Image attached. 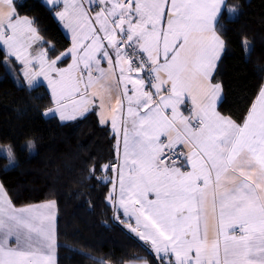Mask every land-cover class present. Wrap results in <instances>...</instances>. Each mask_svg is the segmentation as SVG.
<instances>
[{
	"label": "snow or ice",
	"instance_id": "6c2138e0",
	"mask_svg": "<svg viewBox=\"0 0 264 264\" xmlns=\"http://www.w3.org/2000/svg\"><path fill=\"white\" fill-rule=\"evenodd\" d=\"M2 2L9 11L0 12V41L9 55L24 60L21 32L40 38L31 21L17 18L13 22L16 13L12 0ZM47 2L56 4V0ZM221 2L101 0V10L91 18L81 0H64V10L55 15L71 29L72 47L50 62L47 54L41 53L40 71L35 74L49 81L60 118L65 120L88 111L91 102L85 96L93 83V66L100 79L119 68L118 83L124 85L121 95L127 99L131 118V128L123 129L124 166L128 171L118 170L119 205L125 216L135 217L137 227H127L150 241L160 259L161 253L175 256L168 264H264V90L242 126L216 111L221 85L211 81L224 47L215 28ZM21 25L27 27L22 29ZM128 49L138 67L133 68ZM67 55L72 56L73 64L67 69L55 68ZM102 61L108 63L109 70L100 67ZM81 65L88 82L84 84L85 96L76 100L73 97L81 95L83 82ZM146 65L155 74L156 83L151 84L155 94L168 92L159 100L144 90V79L133 78ZM50 72L58 78H50ZM164 85L169 87L163 89ZM185 94L195 105L189 117L178 108ZM64 100L70 102L71 113ZM116 104L122 109V99ZM112 112V126L117 129V109ZM101 122H105L103 118ZM182 143L190 146L189 153L173 151ZM28 148L34 144L29 142ZM7 156L10 162L16 159L11 148ZM181 156L183 160H179ZM186 166L190 170L182 171ZM209 200L214 215L217 206L219 209L212 238L205 215ZM10 205L6 200L5 206H0V264H55L53 203L42 206L47 214L41 207L16 210ZM141 225L144 231H139ZM10 237H15L17 246L11 245Z\"/></svg>",
	"mask_w": 264,
	"mask_h": 264
},
{
	"label": "trees",
	"instance_id": "16d2710c",
	"mask_svg": "<svg viewBox=\"0 0 264 264\" xmlns=\"http://www.w3.org/2000/svg\"><path fill=\"white\" fill-rule=\"evenodd\" d=\"M15 5L34 20L50 58L70 46L42 0ZM228 7L237 14L226 9L217 23L225 51L213 80L224 90L220 112L241 124L264 87V0H228ZM6 56L0 47V146L10 145L16 159L8 166L0 152V181L17 207L56 202L58 264H166L117 220L108 201L119 162L110 127L95 111L70 122L47 117L54 104L47 86L12 87L2 68Z\"/></svg>",
	"mask_w": 264,
	"mask_h": 264
},
{
	"label": "crops",
	"instance_id": "0c3cea01",
	"mask_svg": "<svg viewBox=\"0 0 264 264\" xmlns=\"http://www.w3.org/2000/svg\"><path fill=\"white\" fill-rule=\"evenodd\" d=\"M17 1L18 0H12V8L15 9V13H16V16L13 17V22L15 21L16 18H20L19 15H18V12H17L16 5H15V3ZM42 1L48 8H50L53 11L54 16L58 20L61 28L63 29V31L65 32V34L67 35V37L71 41L70 46L66 50H64L62 53L67 52V50L72 47V31H71V29H69L68 27L65 26L66 21L60 20L55 15V13L61 12V11L64 10V8H65L64 0H56V4L55 5H52V4L48 3L47 0H42ZM81 2L83 4L84 9L88 11L89 16L91 18H94L95 14L97 12H99L101 10V7H102L101 0H81ZM69 3H71V0H69ZM226 9H229V12H230L231 16H233V17L236 16L237 8L228 7V0H222V2H221V12H220V14H218L217 19L215 21V28H216L217 23L219 22L222 14L225 12ZM7 11H9L8 7L5 4H3L2 1H0V12H7ZM32 21L34 23L33 19H32ZM95 27L98 28L99 25H95ZM216 31H217V29H216ZM217 34H218V31H217ZM218 35L220 36V34H218ZM220 37H222V36H220ZM20 42L23 44L24 48L28 47L26 42H25V40L22 39V40H20ZM223 42H224V39H223ZM43 43H44L43 41L42 42L40 41L38 44H39V46L43 47V45H44ZM43 49L46 51L45 53L47 54L46 55V57H47L48 56V51H47V49L45 47ZM224 51H225V42H224L223 50L221 52V58H222V56L224 54ZM112 55H113V58H115L114 53H112ZM48 58H49V61H52V60L56 59V58H50L49 56H48ZM221 58H220V60H221ZM13 59H15V60H13ZM13 59L12 60L15 62L16 66H12L10 64H5L4 65L2 63L3 72H4V74H5V72L8 74V75L6 74V77H7V80L10 82V85L12 87H17V88L23 87V86H27V87L33 88V87H35L37 85L44 84L45 86H47V88H48V90H49V92L51 94L53 103L55 104L56 103V98L54 100L53 92L50 89V84H48L49 83L48 80L44 81L39 76H38L39 79H34L33 76L30 73H27V74L24 75V73L22 72L21 66H19V64H18L19 60L16 59L15 57ZM220 60L217 63V67H218V64H219ZM71 64H73V58H72L71 55H67L66 57H64L63 59H61L60 61L57 62V64L55 65V68H57V69H67L69 67V65H71ZM100 67L105 69L106 71L109 70V65H108V63L106 61H102L101 64H100ZM216 70H217V68H216ZM216 70H215V72L213 74V78H214V75L216 73ZM81 71L83 72V82L81 83V95L74 96L73 99H76V100H79L81 98V96H85L84 84H86L88 82L87 72L83 70V66L82 65H81ZM92 71H93V78H92L93 79V83L86 89V96H85V98L91 102L89 104V106H88V111L87 112H85L83 115H77L75 119H65V120H62L60 118V112L58 110H55V111L53 110L52 111V110L48 109V110H46L45 115L47 113V117H58L63 122H70V121L77 120L79 118H83V117L87 116L88 114H90V113L95 111L97 113V116H98L100 122H101L102 118L105 121L103 123L101 122V124L105 125V126H109L110 129L112 130L113 134L116 137V144H117V142L120 141V147H121V149L123 151L124 150V148H123V129L126 126L129 129L131 128V118L128 117V114H127V107H128L127 99H126V97H122V95H121L122 92H123L124 85L122 83H118L119 68H116L114 73H109L103 79L99 78V73L96 71L95 66H93ZM50 73L53 74L52 72H50ZM126 74H127V72H126ZM73 75H75V73H73ZM133 78L134 79L135 78L144 79L141 73L133 74ZM164 78H166V77H164ZM30 79L33 81L31 84L28 83V81ZM211 82L213 84H217L216 82H214L213 79H212ZM153 83H156V81L154 80ZM168 87H169V85H164L163 89H167ZM128 88H129V90L131 89V85L130 84L128 85ZM144 90L153 93L154 100H159V96H163V95H167L168 94V92L166 90H162L159 95H156L155 94V89L152 88V87L148 88L146 84H145ZM262 90H264V87L262 88ZM130 94H131V91H129V95ZM117 99H122V103H123L122 109L120 108L119 105L116 104V100ZM223 99H224V90H223V87L221 86V99L218 101V103L216 105V111L221 116H223L225 118H230L236 124L242 126L243 123L240 124V123L236 122L234 119H232L231 117L225 116V115H223L220 112L219 105L223 101ZM182 100H183V103L178 106L180 113H182L184 117L192 116L193 113H194V110H195V105L193 104V101H192L191 97L188 96L187 94H185L182 97ZM257 101H258V98L255 101V103H257ZM63 103L66 104V105H69L67 111H68V113H71L72 112V108H71L70 102L68 100H64ZM56 105H57V103H56ZM101 105H103V107H101ZM112 109H117V112H116V125H117V129H119V132H117V129H113V126H112V115H113ZM49 111H51V112H49ZM141 111H144V110L141 109ZM166 113L169 116H171V110L170 109H167ZM191 126L192 127L196 126V121L195 120L191 121ZM173 137H175V133H173ZM162 141L165 144L167 143V140H166L165 137H162ZM175 146H181L186 151V153H189V151H190V146L189 145H186V144L182 143V144H177ZM119 163H120V161L118 162V165H119ZM117 166L115 167V169L117 168V170L114 173V175L117 174V171H118V167ZM119 168H120V165H119ZM189 170H190V168L187 167V166L182 168V171H189ZM118 174H119V171H118ZM112 183H113V181H112ZM0 185L3 186V193H0V206H5V201L7 200V201L11 202L10 206L13 209L19 210L21 208H28V207H33V208L41 207V211H43V212H45L47 214L48 210L42 208V206L47 205L49 203H53V208L51 209V214L54 216V220L52 222L53 235H54V246H53L52 251H53V255H54V259H55V264H58V256H57V253H58L57 252L58 209H57L56 202L55 201H47V202H42V203L33 204V205H29V206L17 207V206L14 205L12 199L10 198L7 190L5 189V187H4V185L2 184L1 181H0ZM150 198H153V197H150ZM218 212H219V209H218V206H217V212H216L215 215L213 214L212 206H211V200H209V202H208V204L206 206V209H205V215L207 216V220H208L209 237L210 238H212L215 235V232H216L217 221H218ZM119 213L121 214L122 217L124 216V214L122 213V210H119ZM45 222L47 223V221H45ZM201 227L203 228V221H201ZM141 229H142V227L141 228L139 227V231H142ZM236 234L237 235L239 234L238 230H237ZM136 236L139 239H141L138 235H136ZM142 241L145 242L150 247V249L153 251V253L158 258H160L157 255V253L155 252L154 248L152 247L150 241H144V240H142ZM10 243H11V245L13 247L17 246L15 244V237H10ZM21 246H23V245H21ZM45 254H46V250H45ZM160 256H163V259H161V260L163 262H165L166 264H168L169 261H174L175 260L173 254H171V253H169L167 255L161 253ZM127 264H149V263L147 261H141V262H130V263H127Z\"/></svg>",
	"mask_w": 264,
	"mask_h": 264
},
{
	"label": "rangeland",
	"instance_id": "374dc122",
	"mask_svg": "<svg viewBox=\"0 0 264 264\" xmlns=\"http://www.w3.org/2000/svg\"><path fill=\"white\" fill-rule=\"evenodd\" d=\"M0 1H2V0H0ZM20 18H18V19H20V20H24V19H27V20H29V21H31L32 23H31V28H33V29H35V35L36 36H38L40 39H33V38H31L30 36H29V34L26 32V31H22L21 32V34H20V36H19V39L20 40H25V42H26V44H27V46L28 47H26V48H24V46H23V48L21 49L22 50V54L24 55V57H25V59L24 60H19V62H18V64H19V66H21V68H22V72L24 73V75L25 74H27V73H30L32 76H33V78L34 79H39L38 78V76H36L35 74L37 73V72H39L40 71V68H39V55L41 54V53H45L46 51L43 49L45 46L43 45V47L42 46H39V42L41 41H43L44 42V40L42 39V37L40 36V34H39V32H38V30H37V28H36V26H35V24L33 23V21H32V19L30 18V17H27V16H19ZM17 19V18H16ZM15 19V20H16ZM15 22V21H14ZM27 26H24V25H21V28L23 29V28H26ZM10 34V33H9ZM219 34V33H218ZM221 36V35H220ZM222 38V37H221ZM222 40H223V38H222ZM21 43V42H20ZM22 44V43H21ZM44 44V43H43ZM23 45V44H22ZM0 47H2L3 49H4V51L6 52V58L3 60V64L5 65V64H10V65H12V66H16L15 65V62L13 61V60H15V59H13L14 57L13 56H11V55H9V52H8V48H7V46L6 45H4V43H3V41H0ZM13 59V60H12ZM46 59L49 61V58H48V56L46 57ZM5 61H7V63H5ZM50 62V61H49ZM7 73L5 72V75H6ZM8 75V74H7ZM40 78H42L44 81H47V79H45L44 78V76L43 75H41V76H39ZM49 77L50 78H58L57 76H56V74L55 73H53V74H51V73H49ZM49 82V81H48ZM49 84V83H48ZM218 84H220V83H218ZM221 85V84H220ZM222 86V85H221ZM50 89L52 90V88H51V86H50ZM53 92V91H52ZM54 100H55V97H54ZM58 109V105H56V103L55 104H53V106H52V108L51 109H49V110H57ZM49 112H51V111H49ZM48 112V113H49ZM46 116H47V113H46ZM8 148H11V150H12V147L10 146V145H8V144H6V145H1L0 146V152L3 154V155H5L7 158H8V156H7V149ZM13 152V151H12ZM117 154H118V158H119V161H120V163H119V165H120V168H119V165L117 166L118 167V170H120L121 168L123 169V171L125 172V174H127V171H128V169H127V167L126 166H124V160H125V157H124V150L122 151V149H121V147H120V141L119 142H117ZM14 163H15V160L14 161H8V166H12V165H14ZM105 169H106V167H105ZM117 169V168H116ZM116 172V171H115ZM111 179L113 180V183L111 184V189H110V193H109V195H111L112 196V199L110 200V199H108V201L110 202V204L111 205H113L114 206V210H115V212H116V217H117V220L118 221H120V222H122L125 226H126V228H128L127 227V225L128 224H131L132 225V227H137V225H136V221H135V217L134 216H121V214L119 213V210H122V213L124 214V210H123V208L119 205V201H120V185H119V174H118V171H117V174L116 175H112L111 176ZM109 197V196H108ZM154 198V197H153ZM140 228L142 227V231H144V229H143V226L141 225V226H139ZM129 229V228H128ZM130 230V229H129ZM131 231V230H130ZM132 232V231H131ZM133 234H136V235H138L136 232H132ZM139 236V235H138ZM174 256V255H173ZM174 258H175V256H174Z\"/></svg>",
	"mask_w": 264,
	"mask_h": 264
},
{
	"label": "built area",
	"instance_id": "2783aa9c",
	"mask_svg": "<svg viewBox=\"0 0 264 264\" xmlns=\"http://www.w3.org/2000/svg\"><path fill=\"white\" fill-rule=\"evenodd\" d=\"M128 55L133 57V67H138L139 63L138 61L134 58V54L131 49H128ZM146 59V57H145ZM145 80V84L147 85L148 88H151V84L154 82V74L151 72L150 65H146L144 71L140 72ZM174 152L178 153H186V151L181 147V146H174L173 149ZM184 157L181 156L179 160H183ZM179 160H178V165H179Z\"/></svg>",
	"mask_w": 264,
	"mask_h": 264
},
{
	"label": "water",
	"instance_id": "95a60500",
	"mask_svg": "<svg viewBox=\"0 0 264 264\" xmlns=\"http://www.w3.org/2000/svg\"><path fill=\"white\" fill-rule=\"evenodd\" d=\"M24 0H21V3H23Z\"/></svg>",
	"mask_w": 264,
	"mask_h": 264
},
{
	"label": "clouds",
	"instance_id": "9594fccd",
	"mask_svg": "<svg viewBox=\"0 0 264 264\" xmlns=\"http://www.w3.org/2000/svg\"><path fill=\"white\" fill-rule=\"evenodd\" d=\"M29 142H31V141H29ZM32 143V142H31ZM14 155V154H13Z\"/></svg>",
	"mask_w": 264,
	"mask_h": 264
}]
</instances>
